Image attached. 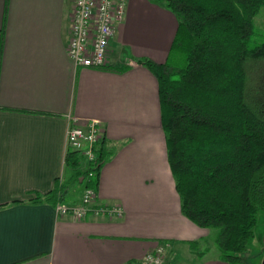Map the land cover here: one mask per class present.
Segmentation results:
<instances>
[{
    "label": "crops",
    "instance_id": "1",
    "mask_svg": "<svg viewBox=\"0 0 264 264\" xmlns=\"http://www.w3.org/2000/svg\"><path fill=\"white\" fill-rule=\"evenodd\" d=\"M72 9L73 0H0V264H127L160 244L164 264H228L210 253L213 229L182 212L158 79L140 63L166 60L176 14L164 0H129L108 65L83 67L68 54ZM89 119L111 151L93 205H119L121 216L76 218L49 198L94 177L68 164V129ZM84 189L63 204H81Z\"/></svg>",
    "mask_w": 264,
    "mask_h": 264
},
{
    "label": "trees",
    "instance_id": "2",
    "mask_svg": "<svg viewBox=\"0 0 264 264\" xmlns=\"http://www.w3.org/2000/svg\"><path fill=\"white\" fill-rule=\"evenodd\" d=\"M178 29L166 60H140L157 77L168 161L182 212L228 264H243L264 210V0H165ZM94 177L111 151L99 150ZM68 164L80 167L71 151ZM94 188V189H95ZM67 190L49 198L63 203Z\"/></svg>",
    "mask_w": 264,
    "mask_h": 264
},
{
    "label": "built area",
    "instance_id": "3",
    "mask_svg": "<svg viewBox=\"0 0 264 264\" xmlns=\"http://www.w3.org/2000/svg\"><path fill=\"white\" fill-rule=\"evenodd\" d=\"M129 0H73L68 54L77 66L105 67L109 62L110 44L118 24L123 20ZM103 131L100 121L89 119L81 124L70 125L68 145L85 158L86 176L95 174ZM89 180V179H88ZM96 190L86 184L81 204L68 206L58 203L61 213L84 218L89 211L96 214L121 216L122 207H94ZM167 244H160L147 252L140 260L127 264H164Z\"/></svg>",
    "mask_w": 264,
    "mask_h": 264
},
{
    "label": "rangeland",
    "instance_id": "4",
    "mask_svg": "<svg viewBox=\"0 0 264 264\" xmlns=\"http://www.w3.org/2000/svg\"><path fill=\"white\" fill-rule=\"evenodd\" d=\"M165 1V0H164ZM166 2V1H165ZM255 25L258 31V34L261 37L264 35V6L261 8L260 12L255 17ZM85 158L81 159L80 171L82 174H85ZM84 187L82 183L78 182L77 184L69 183L67 184V200L70 197L79 196ZM217 229H213V238L217 235ZM219 251L218 246L216 245L211 250V255H216ZM264 259V210H261L258 214V223L254 228V235L250 238L248 243V249L245 253V259L243 264H262Z\"/></svg>",
    "mask_w": 264,
    "mask_h": 264
},
{
    "label": "water",
    "instance_id": "5",
    "mask_svg": "<svg viewBox=\"0 0 264 264\" xmlns=\"http://www.w3.org/2000/svg\"><path fill=\"white\" fill-rule=\"evenodd\" d=\"M262 264H264V259H263V262H262Z\"/></svg>",
    "mask_w": 264,
    "mask_h": 264
}]
</instances>
